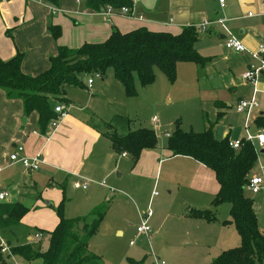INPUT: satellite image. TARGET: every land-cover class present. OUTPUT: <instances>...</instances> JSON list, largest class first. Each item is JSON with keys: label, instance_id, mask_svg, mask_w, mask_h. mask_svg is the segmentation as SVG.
<instances>
[{"label": "crops", "instance_id": "crops-1", "mask_svg": "<svg viewBox=\"0 0 264 264\" xmlns=\"http://www.w3.org/2000/svg\"><path fill=\"white\" fill-rule=\"evenodd\" d=\"M131 2L133 6L130 9L133 10V17L119 15L108 17L104 10H89L86 7V0H60L58 7L51 6L45 0H17L9 4L6 3L0 7V59L10 61L18 54H23L22 72L26 76L38 77L50 69V59L58 55L60 47L78 49L85 44H101L109 39L114 30L129 33L145 28L151 32H164L176 36L185 27L194 26L198 29L205 21L217 22L219 20H224L226 27L230 30L228 24L240 19H236L231 15L232 9L236 6L245 18L252 19L249 14L252 11L255 14L257 10H260L259 15L264 18V0H225L223 8L220 3L219 6L217 2L212 3V0H131ZM53 9L59 10L57 14L53 12ZM50 24L62 27L63 34L60 39L56 41L53 39L49 30L50 27L48 28ZM213 32L220 35L224 45L226 32L217 24L211 25L206 33L199 32V40L203 34L209 35L213 39ZM252 32L242 25L237 37H235L248 50L255 51L258 45L264 43V29L255 34ZM255 35L260 37L261 43H258L253 37ZM197 45L198 43L195 46L196 51L202 57L210 60L203 70L196 66V69L198 68L201 71L199 73V70H197V80L200 83L202 79L208 80L217 74V62L216 57L203 56L204 54L198 50ZM236 55L243 58L246 65L245 72L251 66H260V63L249 54ZM87 81L88 79L84 80V88H69L66 90L63 98L66 103L59 104L55 102L56 105L53 108L64 105L67 107V115L62 119L56 130H52L50 124L46 135H41L38 130V114L26 115L23 102L20 99H9L6 93L0 89V193L7 195L6 203H20L30 209L29 213L34 212L40 217L50 218L48 228L51 231H45L41 228L42 226L34 225L33 231L36 234L52 232L59 223L57 213L55 212V214L53 210L48 211L45 208L46 205L56 207L65 200L68 207H72L74 204L72 209L73 211L77 210L76 215L70 218L91 216L96 209L109 201L108 189L100 183L120 170L123 161L130 158L128 155L119 156L115 153L108 135L111 130L116 131L120 123L129 122L127 109L131 98L126 96L124 87L114 78L111 70L108 71L105 77L94 80L91 87L87 85ZM247 85L251 89V98L255 95L258 100L260 94L264 97V75H260L255 86L250 83H247ZM231 89H235V87ZM214 103L215 107L221 109L217 113L216 121L220 123L224 120V115L227 114L225 112L227 106L221 100ZM102 104L105 107H102ZM262 116H264V111L261 109V105L256 111L250 114L245 113L243 121L245 131H243L244 135L241 134L239 141L245 140L248 134L257 136L264 131L256 124L258 117ZM213 126V124H210L208 129L213 128ZM126 130L128 133L122 135L116 133L119 136H125L131 132L130 126ZM226 137L229 138V141L231 140L230 134L225 131L222 139L217 137L216 139L222 141ZM18 146L24 148V154L29 158H33L38 154L42 155L45 163L38 173L26 171L21 164L11 163L10 156ZM254 146L257 152L260 150L261 153L262 149L258 147L256 142ZM178 161H181L185 166L178 165L180 168H176L171 165L167 171L169 176L175 175L180 182H184L183 185L172 181V178L166 179L164 176L162 179V171L165 165ZM154 169H156L155 183L161 180L168 187L170 195H173V191L179 190L182 197L179 201L182 207L180 213H165V219L170 217L175 219L181 229L170 232L167 245L161 248L162 254L165 256H168L171 252L176 254L178 252L177 247L184 250L198 251L213 249L216 245L221 248V252H224L237 248L241 244V239L236 240L233 244L227 242L226 235L234 230L236 231V229L232 225L223 224L225 221L230 220L229 206L223 204L216 209L213 208V201L220 188L215 174L210 169L191 158L174 157L167 150V146L162 150L157 146L156 149L143 151L136 166H133L132 162L131 173L137 177L143 179L147 177L149 179V177H152ZM174 171L175 174H173ZM262 174H264V159L258 157L250 177H262ZM123 176L124 173L123 175L118 174L119 178ZM80 178L92 181L90 185L94 184L95 186L90 187L89 185L84 191L74 188L77 191L82 190V194L70 195L67 198V186L73 185ZM39 185L52 191L53 196L47 195L45 191L40 195L34 192V190H38ZM60 190H63V193L59 192ZM262 192H264V189L257 195L251 194L257 197ZM29 197L32 199L29 200ZM151 200H153V193ZM192 206L196 209L201 208L197 210L202 211L213 210L216 220L208 222L188 216L189 208H192ZM220 214L227 217L220 219ZM165 219L163 222H165ZM24 221L25 218L21 224ZM258 221L260 226V218ZM194 226L197 230H187L188 227ZM199 228L207 231H199ZM214 229H221L218 231L222 235L220 241L218 240L219 243L216 242ZM117 233L123 235L122 231H117ZM26 235L27 243L33 244L41 241L37 237L38 235L32 237L29 232ZM142 237L146 238V236ZM152 256L154 261L155 258H161L155 252L152 253ZM128 259H133L136 262L144 260L145 263V258L139 261L136 258ZM16 261L18 259L14 258L13 262L16 263Z\"/></svg>", "mask_w": 264, "mask_h": 264}, {"label": "trees", "instance_id": "trees-1", "mask_svg": "<svg viewBox=\"0 0 264 264\" xmlns=\"http://www.w3.org/2000/svg\"><path fill=\"white\" fill-rule=\"evenodd\" d=\"M45 1L53 7H58L60 3V0ZM109 5L116 9L133 6L131 0H86V7L92 11L104 10ZM49 30L55 40L61 37L58 26H50ZM198 41L199 32L194 26L183 28L176 36L145 28L129 33L114 30L109 39L101 44H85L78 49L60 47L58 55L50 59V69L38 77L26 76L22 72V54L10 61L0 59V89L9 99H20L26 115L37 113L38 130L41 135H46L56 118L52 102L66 103L63 98L67 89L84 88V80L96 73L105 77L110 70L124 87L128 98L136 96L135 77L142 85L150 86L155 82L156 68L174 83L178 64L192 63L202 70L209 64L210 60L195 49ZM256 124L264 129V116L258 117ZM108 138L115 153L128 155L133 166L137 165L143 151L158 146L156 132L146 128L131 131L125 136L114 132ZM167 150L174 157H188L210 169L220 188L213 208L230 205V220L223 224L235 227L241 244L222 252L211 264H264V233L260 229L253 201L246 197L247 184L258 161L256 147L243 141L242 147L234 151L229 146L228 137L222 141L216 139L213 128L202 133L186 132L180 128L178 121L174 133L168 138ZM65 207L66 201L63 200L56 208L59 223L47 233V246L32 243L13 246L8 254L4 253V257L17 258L25 264L37 261L41 264H100V257L90 251V241L110 210V202L94 211L90 224L87 217L66 219ZM29 211L20 203H1L0 230L5 232L19 226ZM188 216L208 222L216 220L213 210L192 209ZM128 261L130 264L144 263V260ZM0 264H9L1 252Z\"/></svg>", "mask_w": 264, "mask_h": 264}, {"label": "rangeland", "instance_id": "rangeland-1", "mask_svg": "<svg viewBox=\"0 0 264 264\" xmlns=\"http://www.w3.org/2000/svg\"><path fill=\"white\" fill-rule=\"evenodd\" d=\"M13 1L17 0H10L8 4ZM214 2H217L219 6V0H212V3ZM58 11L59 10L56 9L55 14H57ZM251 14L252 19H248V17L245 18V16H243L238 6L232 9L231 15L236 19L240 18L236 22L228 24L234 36L237 37L242 25L248 30L253 31L252 33L254 34L264 29V18L259 15L260 10H257L255 14L254 11H252ZM50 26H53V24H50L48 28ZM58 27L61 29L62 37L63 29L60 26ZM253 37H255L258 43H261L258 35ZM212 38L213 39H211L209 35H201L197 48L205 57H216L217 74H215L213 78L210 77L208 80L202 79L199 83L197 80V70L199 69H196V65L192 63H184L177 66V76L174 83H171L165 74L157 68L155 69V82L150 86L142 85L139 78L136 76V96L129 100L127 109L129 122L126 121L124 124L120 123L117 130H111L110 134L114 132H118L120 135L128 133L126 130L128 126H130L131 131L139 128L154 130L158 137V147L162 150L167 146L168 134L174 133L176 123L179 121L180 128L183 131L202 133L209 128L210 124H213V130L218 139H222L226 131L230 134V141H239L241 134L244 135L243 131H245L243 124L245 113L241 115L238 114L237 108L241 102H247L251 99V89L241 78L242 74L246 71V65L242 57L237 56L225 48V40L223 45L220 35L213 32ZM53 39L55 40L54 37ZM200 72L199 70V73ZM227 78L229 82H227ZM232 87H235V89H231ZM217 100H221L227 106L225 108L227 114L224 115L225 118L222 117L224 120L220 123L216 122L217 113L221 111L219 107L214 106V102ZM258 100L261 109L264 111V97L262 94L258 96ZM55 102L57 101H53V106L56 105ZM101 106L105 107L103 104ZM154 118L157 119V123L153 122ZM252 133L254 134V132ZM258 157L259 159H264V154H261L260 150L258 152ZM171 165H174L176 168H180L178 165L182 167L185 166L181 161L167 163L162 171V179L165 176L166 179L172 178V181H175L179 185H183L184 182H180L177 176L168 175L167 169L170 168ZM131 170L132 159L128 158L126 161H123L120 170L112 174L111 177L105 178L110 210L103 222H101L99 230L90 241V251L100 257V264H130L128 258H136L138 261L145 258L144 264H161V262H164V264H208L222 253L221 248L216 245L213 249L198 251L184 250L177 247L176 250H178V252L176 254L172 252L168 256L162 254L161 248L167 245L166 243H168L170 232L181 229L175 219H171V217L165 219V213H180L182 211V207L179 203L182 198L180 196L181 193H179V190H176L173 191V195H170L168 187L165 186L161 180L155 183L156 169H154L152 177H149V179L147 177L146 179L137 177L131 173ZM123 173L124 176L119 178L118 174L123 175ZM173 174H175V171ZM262 177L264 178V174H262ZM102 179L101 181H103ZM94 186V184L90 185V187ZM111 188H114L115 192H112L110 190ZM82 190L84 191V189ZM82 190H75L73 185L67 186L66 196L68 198L70 195L82 194ZM44 191L47 195L53 196L52 191H49V189L41 185L38 186V190H34V192H37L39 195ZM62 191L60 190L59 192ZM152 193L153 200H151ZM246 195L247 198L249 197L253 201L254 211L257 214L258 220L260 218L261 230L264 232V192L256 197L246 190ZM30 199L32 198L29 197V200ZM224 205L230 207L228 204ZM73 206L74 204L72 207ZM148 206L150 207L148 208ZM57 207L58 206H45L48 211L53 210L54 213ZM72 207H68L66 203L65 217L67 216L66 218L68 219L81 217L70 218L77 213V210L73 211ZM149 209L154 215L150 220L152 228L151 240L147 237L144 239V237L137 234V227L141 224L140 214L147 213ZM192 209L196 208L193 206L189 208V210ZM34 214L35 216H33ZM220 215V219L227 217ZM83 217L88 218V224L93 220L89 215ZM164 219L165 222H163ZM49 223L50 218H43V216L40 217L36 215V213L30 212L25 217V221L21 225L15 227V229H11L12 231L7 230L3 232L0 230V252L7 263L25 264L21 263L19 259L14 263L13 259H11L12 257L6 259L4 256L11 251V247L27 244L25 238L28 232L32 237L38 235L37 237L40 238L41 241L33 243L35 246H47L49 240L48 234L46 232L36 234L33 230L35 228L34 225H40L43 230L51 231L48 228ZM194 229L197 230L195 226L187 228V230ZM198 230L207 231L203 228H199ZM219 230L221 229L213 230L216 235V242L218 243L222 236L218 233ZM117 231H122L123 235H119ZM226 237L227 242L232 244L235 243L236 240H240L235 230L228 233ZM131 242L135 244L131 245ZM239 246L240 245H238V247ZM153 252L157 253V255L159 254L161 257L159 260L161 262L156 263V260L154 261V257L152 256ZM142 254L145 256L143 257ZM32 264H41V261Z\"/></svg>", "mask_w": 264, "mask_h": 264}, {"label": "built area", "instance_id": "built-area-1", "mask_svg": "<svg viewBox=\"0 0 264 264\" xmlns=\"http://www.w3.org/2000/svg\"><path fill=\"white\" fill-rule=\"evenodd\" d=\"M10 0H0V7L4 4L8 3ZM219 3L221 7L223 8L225 6V0H219ZM106 15L108 17L114 16V15H120L124 17H133V10L128 7H123L121 9H116L113 6L109 5L104 9ZM53 12H56V9H53ZM249 16H252L250 13ZM217 24L221 26L225 32V48L228 51H231L235 54H249L254 60L258 61L260 63V66L255 67L251 66L247 72L242 74V80L245 83H250L252 85H256L258 82V79L260 75L264 71V44L258 45L255 51H250L248 48L238 39L236 38L230 30L226 27V22L224 20H219L217 22H210L205 21L199 28L200 33H206L208 28L213 25ZM102 76L99 73L94 74L91 76L88 81L87 85L91 87L93 85L94 80L101 79ZM256 93V92H255ZM260 107L259 102L254 95L249 101L247 102H241L239 107L237 108L238 113H248L254 112L258 110ZM54 112L56 114L55 120L51 123V129L56 130L62 121L63 118L67 115V107L64 105H59L54 108ZM154 123H157V119H153ZM243 141L250 142L251 144L255 145V142L257 143L258 147L262 150H264V131L257 136H252L250 134L247 135L245 140L241 141H229V146L234 151H238L242 145ZM25 150L22 146L16 147V149L13 151V153L10 156V161L13 164H21L23 168L26 171H29L31 173L38 172L41 168V166L45 163L43 157L41 154L36 155L33 158H29L25 156ZM123 156H126L124 154ZM92 183V181L87 180L85 178H80V180L76 181L73 186L75 189H87L88 186ZM102 186H107L106 182L103 181L100 183ZM264 189V179L262 177L256 176V177H250L248 184H247V190L250 191L253 195H257L261 192V190ZM112 192H115L114 188L110 189ZM156 195V194H154ZM7 201V195L5 193H0V203H5ZM153 217V212L149 209L147 213L140 214V220L141 224L137 227V234L139 236H146L148 239H151V233L152 228L150 225V220ZM134 242H131V245H134ZM6 252V251H5ZM14 259V258H12ZM156 263L161 262L159 259H156ZM161 264H164V262H161Z\"/></svg>", "mask_w": 264, "mask_h": 264}, {"label": "water", "instance_id": "water-1", "mask_svg": "<svg viewBox=\"0 0 264 264\" xmlns=\"http://www.w3.org/2000/svg\"><path fill=\"white\" fill-rule=\"evenodd\" d=\"M169 136H170V134H168V137H169ZM261 153H263V154H264V150H262V151H261Z\"/></svg>", "mask_w": 264, "mask_h": 264}]
</instances>
